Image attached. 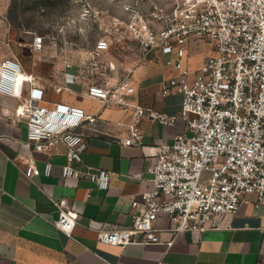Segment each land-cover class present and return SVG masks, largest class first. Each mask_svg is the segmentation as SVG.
<instances>
[{
    "label": "built area",
    "instance_id": "built-area-1",
    "mask_svg": "<svg viewBox=\"0 0 264 264\" xmlns=\"http://www.w3.org/2000/svg\"><path fill=\"white\" fill-rule=\"evenodd\" d=\"M160 12L153 15L159 17ZM159 18L163 26L134 22L126 32L139 42L144 55L160 51L165 64L177 72L164 83L163 94L181 93V111L169 114L130 102L128 96L136 87L129 76L114 85L91 78L84 93L106 108L134 110L128 134L121 140L124 145H143L144 121L174 125L182 119L187 127L172 143L146 150L152 158L149 170L153 184L133 199L131 223L105 222L96 229L99 241L122 247L132 243L171 246L182 233L217 228L219 219L236 214L249 195H255L256 209L264 208V0H213L201 11L175 10ZM196 40L207 41L212 53L194 69L189 66L188 50ZM16 44L25 43L22 39L15 43L0 40V98L16 97L19 104L14 120L25 119L27 123L31 152L19 156L25 164V177L34 181L39 174L33 151H51L63 142L67 147L63 175H83L98 188L108 189L110 171L83 172L73 166L83 161L89 143L81 130L83 122H94L96 117L77 105L45 104L46 87L37 86L39 77L25 68ZM29 47L33 53L44 51V37L35 35ZM110 47L107 38L99 39L89 57L91 65L97 66V58ZM79 80H83L82 73H66L53 87L62 93L69 91L67 82ZM26 88L27 95L22 96ZM52 168L48 161L44 173L50 175ZM50 199L60 210L56 227L71 235L78 212L65 199ZM161 212L172 219V227H156Z\"/></svg>",
    "mask_w": 264,
    "mask_h": 264
},
{
    "label": "crops",
    "instance_id": "crops-1",
    "mask_svg": "<svg viewBox=\"0 0 264 264\" xmlns=\"http://www.w3.org/2000/svg\"><path fill=\"white\" fill-rule=\"evenodd\" d=\"M208 45L210 55L212 49ZM122 47L130 48L129 42ZM194 49L198 48L192 44L188 54L189 66L195 69L203 62L192 61L199 51ZM108 51L97 60V66L91 65L89 57L69 62V67L64 65L50 87L42 77L38 76L37 82L38 87H46L45 104L77 105L96 117L94 122H83L81 130L89 143L83 161L74 162L73 166L83 172L110 171L108 189L98 188L83 175L78 178L63 175L62 167L67 163V147L63 142L51 151H33L39 174L34 181L28 180L25 164L19 160L21 154L31 152L26 120H14L19 104L16 97L0 98V264H264V208H255V195L247 196L236 214L221 217L219 227L203 233H182L171 246L132 243L122 247L97 239L96 229L105 222L129 225L134 212L133 199L152 186L148 147L172 143L177 134L187 129L182 119L174 125L144 121L143 145H124L121 140L128 134L134 110L120 106L106 108L100 100L85 95L91 78L114 85L129 76L136 87L128 96L130 102L169 114L181 111L183 95L177 91L163 94L164 83L177 72L165 64L160 51L148 55L140 52L137 59L127 56L125 60ZM66 73H82L83 80L67 82L69 91L56 93L52 87L64 80ZM48 161L53 163L50 175L44 173ZM51 196L65 199L78 212L71 235L56 227L60 210ZM155 225L170 228L173 221L161 212Z\"/></svg>",
    "mask_w": 264,
    "mask_h": 264
},
{
    "label": "rangeland",
    "instance_id": "rangeland-1",
    "mask_svg": "<svg viewBox=\"0 0 264 264\" xmlns=\"http://www.w3.org/2000/svg\"><path fill=\"white\" fill-rule=\"evenodd\" d=\"M213 0H0V39L25 43L15 46L31 75L46 79L48 87L69 62L90 57L97 41L111 42L108 52L119 59L138 58L139 42L126 32L128 25L146 21L163 26L162 18L175 10L201 11ZM161 11L160 16L153 12ZM35 35H42L46 49L31 52L29 44ZM129 42L130 48H123ZM207 41L196 40L192 61L204 62L209 56ZM28 47L30 53L24 54ZM133 53V54H132ZM103 56V55H102ZM98 57L97 59L101 58ZM54 88V87H52ZM51 92V91H50ZM26 96L27 93H21Z\"/></svg>",
    "mask_w": 264,
    "mask_h": 264
},
{
    "label": "water",
    "instance_id": "water-1",
    "mask_svg": "<svg viewBox=\"0 0 264 264\" xmlns=\"http://www.w3.org/2000/svg\"><path fill=\"white\" fill-rule=\"evenodd\" d=\"M27 53H30V50H29L28 47H26V48L24 49V54H27Z\"/></svg>",
    "mask_w": 264,
    "mask_h": 264
},
{
    "label": "bare ground",
    "instance_id": "bare-ground-1",
    "mask_svg": "<svg viewBox=\"0 0 264 264\" xmlns=\"http://www.w3.org/2000/svg\"><path fill=\"white\" fill-rule=\"evenodd\" d=\"M21 110H24V107L23 106L21 107Z\"/></svg>",
    "mask_w": 264,
    "mask_h": 264
}]
</instances>
